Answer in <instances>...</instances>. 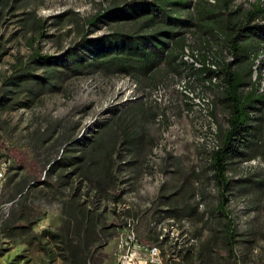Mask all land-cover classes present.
I'll return each mask as SVG.
<instances>
[{"label": "trees", "instance_id": "1", "mask_svg": "<svg viewBox=\"0 0 264 264\" xmlns=\"http://www.w3.org/2000/svg\"><path fill=\"white\" fill-rule=\"evenodd\" d=\"M20 7L21 23L31 29L29 42L34 49L0 78V109L30 106L42 94L60 90L67 79L84 75L132 76L139 91L157 85L169 74L189 71L216 88L212 113L220 105L226 122L220 123L216 142L208 151L217 184L215 216L220 221L214 229L221 232L231 264H239L237 230L227 209L231 187L227 168L232 157L254 159L264 152V137L258 132L264 121V89L254 76L255 58L264 50V0L248 4L198 0L196 7L192 0H110L88 17L67 10L59 16L73 14L70 17L78 35L60 53L36 47V42L48 35L49 26L58 21L39 15L32 0H0V28L9 16L18 15ZM104 26L108 29L100 31ZM190 33L196 34L202 50L211 41L217 44L215 68L208 64L207 54H202L200 66L184 59ZM3 51L0 40V54ZM159 110L156 103L141 97L110 108L108 116L83 138H70L66 133L61 152L49 160L43 177L26 179L20 185L19 189H24L28 183L43 184L50 199L60 201L61 225L57 229L43 225L36 235L47 254V264L56 259L60 264H102L97 244H106L112 226L125 224L124 229L127 225L116 209V221L107 220L106 199L114 204L124 200L125 182L131 181L132 173L143 170L144 154L156 140L150 125ZM172 201L170 212L180 215ZM20 204L19 209L10 206L0 226L9 218L16 223L20 210H30L27 224L33 223L34 210L27 209L25 201ZM181 252L188 264L194 262L191 249Z\"/></svg>", "mask_w": 264, "mask_h": 264}, {"label": "rangeland", "instance_id": "2", "mask_svg": "<svg viewBox=\"0 0 264 264\" xmlns=\"http://www.w3.org/2000/svg\"><path fill=\"white\" fill-rule=\"evenodd\" d=\"M109 1L32 0L39 15L58 21L49 26L48 35L40 38L36 47L43 52L60 53L77 37L78 28L71 18L72 13L62 18L59 15L71 10L88 17ZM252 1L255 0H235L245 4ZM197 2L192 0V5L196 7ZM185 9L192 10V7ZM17 14L9 16L0 28V40L4 44L0 54V78L12 70L17 59L25 60L34 49L29 42L32 31L20 20L23 7ZM107 29L104 26L100 31ZM188 41L190 48L186 52L194 59V64L200 66L202 54H207L208 64L216 67V43L211 41L210 46L202 50L193 33L188 35ZM255 65H259L258 68ZM254 71L264 89V55L255 58ZM188 72L169 74L157 85H146L139 91L136 80L128 75L76 76L67 79L60 90L42 94L30 106L0 109V160L11 159L0 202L11 201V209H19L20 203L25 201L27 209L37 210L42 215L44 226L57 229L61 225L60 201L50 199L49 189L43 184L28 183L24 189H19L20 185L26 179L43 177L49 160L61 152L62 137L66 133L70 138H83L108 116L110 108L141 97L160 108L156 121L150 125L156 140L152 149L144 154L143 170L132 173L131 181L125 182L124 200L118 204L111 199L104 201L107 220L116 221L115 209L127 223L129 216H133L135 231L138 230L144 242L160 244L176 262L180 259L188 264L181 250L189 248L195 256L192 264H231L221 232L214 229L220 222L215 216L217 184L208 161V151L216 142V131L220 123L226 122L224 110L219 105L212 113L216 88H210L211 84L203 78ZM214 80L217 82V77ZM258 132L264 137V121ZM227 173L231 180L227 209L237 230L239 264H264V152L254 159L230 158ZM172 199L180 215L170 212ZM124 225L112 226L113 234L106 244H97V256L102 264L117 258L118 236ZM48 261L44 260L43 264ZM0 263L5 264L1 260Z\"/></svg>", "mask_w": 264, "mask_h": 264}, {"label": "crops", "instance_id": "3", "mask_svg": "<svg viewBox=\"0 0 264 264\" xmlns=\"http://www.w3.org/2000/svg\"><path fill=\"white\" fill-rule=\"evenodd\" d=\"M3 182H0V192ZM21 196V193L19 192ZM4 202H0V211ZM30 210L19 211L21 214L16 223L6 219L0 226V260L5 264H43L47 254L43 250L42 242L36 235L41 231L42 215L34 210L33 223L28 226L27 214ZM59 259L55 263L60 264Z\"/></svg>", "mask_w": 264, "mask_h": 264}, {"label": "built area", "instance_id": "4", "mask_svg": "<svg viewBox=\"0 0 264 264\" xmlns=\"http://www.w3.org/2000/svg\"><path fill=\"white\" fill-rule=\"evenodd\" d=\"M11 159L5 158L0 160V182L2 183L6 178L7 165H9ZM11 201L2 205V217L0 223L4 217L9 214V208ZM130 225L136 226L135 219L130 217ZM130 236H138V243H130ZM148 242H144L140 234L126 235L123 233V227L121 228L117 242V258L106 264H180L176 262L175 257H170L164 250L160 249L159 252H150ZM1 264V263H0Z\"/></svg>", "mask_w": 264, "mask_h": 264}, {"label": "bare ground", "instance_id": "5", "mask_svg": "<svg viewBox=\"0 0 264 264\" xmlns=\"http://www.w3.org/2000/svg\"><path fill=\"white\" fill-rule=\"evenodd\" d=\"M264 55V50L259 54L260 55ZM258 56V57H259ZM184 59L185 60H190L191 62H194V59L193 58H190V55L187 54V52L185 53V56H184ZM259 59V58H258ZM196 65L199 66V64L195 63ZM212 66V65H211ZM256 68H258L259 65H255ZM259 71V70H258ZM257 73V72H256ZM254 76H255V71H254ZM257 76V75H256ZM255 76V78H256ZM136 85V84H135ZM137 86V85H136ZM136 97H133V99H135ZM7 168H8V165H7ZM135 227L136 226H132L130 225V218H129V222L127 223V225L125 226V228L123 229V233L126 234V235H135L137 234V230L135 231ZM130 243H138V236H130ZM161 249V248H160ZM149 251L150 252H159V245H151L149 244Z\"/></svg>", "mask_w": 264, "mask_h": 264}]
</instances>
